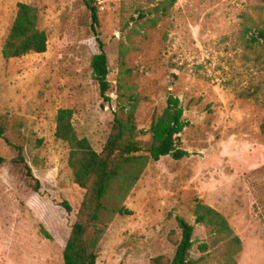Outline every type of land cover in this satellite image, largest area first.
Here are the masks:
<instances>
[{
	"label": "rangeland",
	"instance_id": "rangeland-1",
	"mask_svg": "<svg viewBox=\"0 0 264 264\" xmlns=\"http://www.w3.org/2000/svg\"><path fill=\"white\" fill-rule=\"evenodd\" d=\"M86 1L0 0V264H63L85 191L67 165V144L54 135L56 114L71 109L77 136L99 153L120 85V93L138 97V129L149 130L169 94L179 98L187 122L179 143L189 156L147 165L123 201L132 214L112 216L96 264L170 261L180 239L176 215L194 226L192 259L226 264V241L214 244L194 222L196 201L219 212L239 238L236 264H264V47L242 40L245 25L264 23V0H176L154 26L136 11L146 0H92L108 59V103L92 78L90 61L100 50ZM17 3L38 9L47 50L5 59ZM139 142L147 147L150 134ZM14 146L38 189L15 161Z\"/></svg>",
	"mask_w": 264,
	"mask_h": 264
},
{
	"label": "trees",
	"instance_id": "trees-1",
	"mask_svg": "<svg viewBox=\"0 0 264 264\" xmlns=\"http://www.w3.org/2000/svg\"><path fill=\"white\" fill-rule=\"evenodd\" d=\"M175 1L164 0L154 3V0H146L149 6L138 7L136 10L138 17L154 26L167 14ZM85 5L90 12L92 31L100 50L90 61L92 78L98 85L103 102L108 103L111 101L108 95L110 90L108 59L98 38V13L92 0H87ZM38 13V9L33 6L25 3L16 4L15 17L1 49L3 58H19L30 53H44L47 50L48 37L38 28ZM242 40L249 48L264 47V23L245 25ZM123 58L124 53L120 51L119 61L122 68ZM128 72L126 71V74ZM121 88L120 85L110 132L99 153L92 148L86 138L77 136L72 124L71 109H60L56 114L54 135L67 144L69 148L67 165L75 184L85 191L62 251L63 264H96L99 243L112 216L132 214V211L123 205V201L133 190L147 165L166 156L175 160L189 156L179 143V135L187 126L179 98L169 94L161 114L154 117L149 130H143L138 129L135 123L138 97L134 94L120 93ZM148 134L150 143L145 147L139 142V138ZM0 138L5 140L3 126H0ZM14 148L15 161L24 166L26 176L36 182L35 189H38L39 183L25 163L22 148L20 146ZM108 203H111V206ZM62 206L70 212L67 203L64 202ZM106 214L110 215L109 220L105 219ZM193 216L195 224L207 229L214 244L226 241L227 248L223 253L226 264H236L232 257L240 249V240L233 234L226 219L200 201L195 202ZM174 218L180 229V239L176 244L173 258L166 262L162 256H157L151 259V264H199L200 260L190 257L194 245V226L180 216L176 215ZM40 232L45 238L52 239L44 227H40ZM208 247L206 243L198 246L201 252H206Z\"/></svg>",
	"mask_w": 264,
	"mask_h": 264
}]
</instances>
